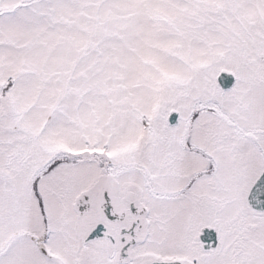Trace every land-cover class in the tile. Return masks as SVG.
I'll use <instances>...</instances> for the list:
<instances>
[{
    "label": "snow or ice",
    "instance_id": "1",
    "mask_svg": "<svg viewBox=\"0 0 264 264\" xmlns=\"http://www.w3.org/2000/svg\"><path fill=\"white\" fill-rule=\"evenodd\" d=\"M0 264H264V0H0Z\"/></svg>",
    "mask_w": 264,
    "mask_h": 264
}]
</instances>
